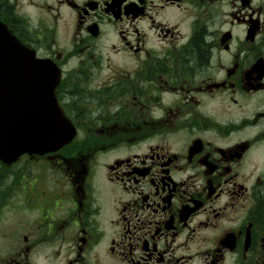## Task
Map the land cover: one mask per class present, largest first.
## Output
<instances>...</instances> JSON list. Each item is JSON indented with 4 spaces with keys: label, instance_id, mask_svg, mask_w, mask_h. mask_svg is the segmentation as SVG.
Segmentation results:
<instances>
[{
    "label": "flooded vegetation",
    "instance_id": "af4514ba",
    "mask_svg": "<svg viewBox=\"0 0 264 264\" xmlns=\"http://www.w3.org/2000/svg\"><path fill=\"white\" fill-rule=\"evenodd\" d=\"M75 130L0 161V264H264V0H0Z\"/></svg>",
    "mask_w": 264,
    "mask_h": 264
},
{
    "label": "water",
    "instance_id": "95a60500",
    "mask_svg": "<svg viewBox=\"0 0 264 264\" xmlns=\"http://www.w3.org/2000/svg\"><path fill=\"white\" fill-rule=\"evenodd\" d=\"M53 67L23 46L0 20V160L46 154L69 144L75 130L55 99Z\"/></svg>",
    "mask_w": 264,
    "mask_h": 264
}]
</instances>
